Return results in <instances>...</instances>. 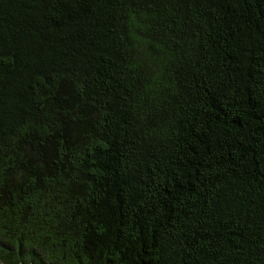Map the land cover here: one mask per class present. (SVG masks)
<instances>
[{
  "label": "trees",
  "instance_id": "obj_1",
  "mask_svg": "<svg viewBox=\"0 0 264 264\" xmlns=\"http://www.w3.org/2000/svg\"><path fill=\"white\" fill-rule=\"evenodd\" d=\"M1 264H264V0H0Z\"/></svg>",
  "mask_w": 264,
  "mask_h": 264
},
{
  "label": "water",
  "instance_id": "obj_2",
  "mask_svg": "<svg viewBox=\"0 0 264 264\" xmlns=\"http://www.w3.org/2000/svg\"><path fill=\"white\" fill-rule=\"evenodd\" d=\"M1 264V263H0Z\"/></svg>",
  "mask_w": 264,
  "mask_h": 264
}]
</instances>
